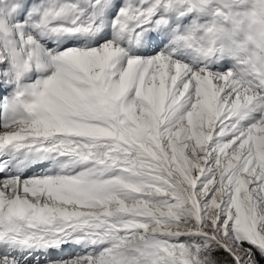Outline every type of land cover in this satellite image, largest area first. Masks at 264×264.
Listing matches in <instances>:
<instances>
[{
    "label": "snow or ice",
    "instance_id": "obj_1",
    "mask_svg": "<svg viewBox=\"0 0 264 264\" xmlns=\"http://www.w3.org/2000/svg\"><path fill=\"white\" fill-rule=\"evenodd\" d=\"M221 0H0V264H264V75L200 59Z\"/></svg>",
    "mask_w": 264,
    "mask_h": 264
},
{
    "label": "clouds",
    "instance_id": "obj_2",
    "mask_svg": "<svg viewBox=\"0 0 264 264\" xmlns=\"http://www.w3.org/2000/svg\"><path fill=\"white\" fill-rule=\"evenodd\" d=\"M222 12L213 13L189 41L200 59L232 61L240 74L264 75V0H221Z\"/></svg>",
    "mask_w": 264,
    "mask_h": 264
}]
</instances>
